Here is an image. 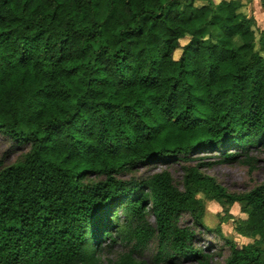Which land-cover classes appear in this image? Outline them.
I'll use <instances>...</instances> for the list:
<instances>
[{
	"label": "trees",
	"instance_id": "trees-1",
	"mask_svg": "<svg viewBox=\"0 0 264 264\" xmlns=\"http://www.w3.org/2000/svg\"><path fill=\"white\" fill-rule=\"evenodd\" d=\"M196 1L0 0V134L29 147L0 163V264H103L108 237L128 247L114 264H145L152 240L157 264H211L180 223L205 226L208 201L240 204L255 239L224 264H264V182L232 193L203 171L264 148V28L237 0ZM174 161L182 188L168 169L121 177Z\"/></svg>",
	"mask_w": 264,
	"mask_h": 264
},
{
	"label": "rangeland",
	"instance_id": "rangeland-1",
	"mask_svg": "<svg viewBox=\"0 0 264 264\" xmlns=\"http://www.w3.org/2000/svg\"><path fill=\"white\" fill-rule=\"evenodd\" d=\"M219 2L221 0H215ZM241 2V10L249 17H254L256 22L259 23L260 28H264V8L261 0H237ZM199 5L206 4V0H197ZM258 26L256 28H258ZM215 36L219 34L214 33ZM190 41V37L184 38L181 41L182 47L175 52V57L180 58L183 52V46ZM29 147L16 144L9 137L0 134V163L1 167L11 165L21 160L25 153L28 152ZM196 159L194 164L200 162H211L221 159V151L219 149L211 152H196L193 155ZM242 161H237L232 164L218 163L213 166H203V171L213 176L232 193H245L252 190L257 185L264 182V148L253 146L242 154ZM250 160L252 163L244 162ZM252 164L254 168H252ZM187 164L181 161L174 162H156L150 166H144L137 170L127 172L121 175L123 179L132 180L137 178H143L145 176L152 175L153 173L168 169L174 179L175 183L182 188V181L185 174V166ZM95 179V178H94ZM97 180L101 178H96ZM151 206L147 209V217L151 223L155 224V217L150 212ZM119 222L123 223L124 215L119 212ZM246 214L243 213L241 205L235 204L230 206L229 204L219 201H208L206 203L205 212L203 215L205 226L196 224L194 218L190 214H183L180 223L182 225H193L198 231L197 245L203 249V254L208 257L211 264H224L227 257L230 255V246L228 241L233 240L239 247L244 244L253 242L254 238H248L236 231V222L238 218H245ZM112 236H117L118 232L115 228H111ZM112 242V238L108 237L102 241L103 264H114V261L128 250L124 244L119 242L112 248L109 244ZM158 252V241L152 240L148 243L147 247L136 252L135 256L139 261H144L145 264H157L155 256ZM180 264H201L200 260L195 258H189L181 261Z\"/></svg>",
	"mask_w": 264,
	"mask_h": 264
},
{
	"label": "crops",
	"instance_id": "crops-1",
	"mask_svg": "<svg viewBox=\"0 0 264 264\" xmlns=\"http://www.w3.org/2000/svg\"><path fill=\"white\" fill-rule=\"evenodd\" d=\"M258 25H259V23H258Z\"/></svg>",
	"mask_w": 264,
	"mask_h": 264
}]
</instances>
